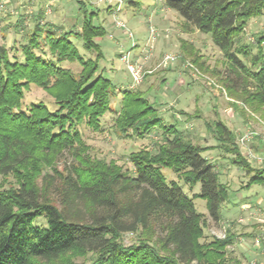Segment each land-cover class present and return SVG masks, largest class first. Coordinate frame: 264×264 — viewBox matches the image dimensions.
<instances>
[{"label": "trees", "instance_id": "1", "mask_svg": "<svg viewBox=\"0 0 264 264\" xmlns=\"http://www.w3.org/2000/svg\"><path fill=\"white\" fill-rule=\"evenodd\" d=\"M78 1L84 13L79 31L40 23L39 11L20 46V60L0 43V174H13L17 182L15 188L0 191V264H73L74 258L87 254V264H228L226 248L232 235L201 242V213L192 199H204L209 217L218 221L228 198L227 185L201 155L206 148L192 143L174 125H165L158 107L138 89L124 90L118 108L112 107L113 84L98 72L103 54L96 39L105 31L93 23L94 11L88 13ZM163 3L185 25L211 34L243 78V90L231 94L253 112L262 110L264 36L256 38V53H250L241 37L250 18L264 16V0ZM75 41L94 57L82 56ZM196 50L190 55L198 64ZM64 61L77 63L80 70L72 72L62 66ZM29 85L47 92L56 108L51 111L40 101L23 108V91ZM107 112L115 114L114 128L121 134L144 137L161 130L154 151L140 148L129 153L131 171L85 153L80 128L100 130V118ZM213 132L220 146L233 154L232 163L250 174L247 186L264 185V168H252L233 132L221 121L214 123ZM63 151L72 160L57 170L55 159ZM164 168L190 185L200 183L199 193L190 198L174 180L168 183ZM41 174L43 188L36 182ZM125 233L135 234V240L124 243Z\"/></svg>", "mask_w": 264, "mask_h": 264}, {"label": "rangeland", "instance_id": "2", "mask_svg": "<svg viewBox=\"0 0 264 264\" xmlns=\"http://www.w3.org/2000/svg\"><path fill=\"white\" fill-rule=\"evenodd\" d=\"M80 1L84 2L88 13L94 11L93 23L101 25L105 31L96 39L103 54L98 61V72L113 84L112 107L118 108L124 90H140L158 107L165 125H174L192 143L206 148L201 155L214 165L218 180L227 185L228 198L221 204L220 219L215 221L207 213L205 200L199 196L192 198L199 193L200 183L190 185L170 169H162L166 181L174 180L193 199L196 212L201 213L203 236L200 241L232 235V243L226 248L228 264H264V185L247 186L250 174L232 163L233 154L223 149L225 145L220 146L213 132L214 123L221 121L233 132L237 146L252 168H264V150L260 149L262 144L264 146V107L253 112L231 94L234 91L240 94L243 90L240 72L225 60L210 33L185 25L175 10L165 7L163 0H121L119 10L115 9L116 0ZM80 7L78 0H0V43L20 60V46L37 21L35 16L39 11L43 15L40 23L49 22L64 30L79 31L84 15ZM19 19L21 22L16 28L14 25ZM118 22L124 26H118ZM260 35L264 36L262 15L248 20L241 37V42L250 46V53L257 52L256 38ZM75 43L82 56L94 57L95 53L84 50L80 41ZM260 48L264 54V41ZM192 50L200 55L198 64L191 60ZM123 56H127V60ZM139 56L141 59L137 60ZM166 56L173 60H164ZM240 57L245 61L242 55ZM127 63L141 68L138 80L132 79ZM61 64L74 73L80 70L75 62ZM38 101L51 111L56 108L47 92L29 85L23 91L22 107ZM114 118L113 112L105 113L100 118L98 131L85 125L80 128L85 153L93 160L113 162L131 171L129 153L140 148L154 151L161 140V130L154 129L144 137L129 132L121 134L114 128ZM71 160L70 153L63 151L55 159L56 169L62 170ZM45 171L56 176L49 168ZM42 174L36 181L41 188L44 185ZM16 186L13 174H0V191ZM37 221L40 225L45 223L43 218ZM135 238V234H123L126 244ZM89 258L88 254L78 256L73 264H87Z\"/></svg>", "mask_w": 264, "mask_h": 264}, {"label": "built area", "instance_id": "3", "mask_svg": "<svg viewBox=\"0 0 264 264\" xmlns=\"http://www.w3.org/2000/svg\"><path fill=\"white\" fill-rule=\"evenodd\" d=\"M114 2H115V7H116L115 9L119 10L122 1L121 0H116ZM117 24H118V26H124L123 24H121L119 22ZM123 58L127 60V56H123ZM168 58H169V60H171V59L173 60V58L170 57V56H166L164 60H168ZM127 68H128V70H129V72L131 74V77H132V79L134 81L138 80L139 77H141V72H142L141 68L140 69H136V67H135V65L133 63H127ZM256 241H258V240H256Z\"/></svg>", "mask_w": 264, "mask_h": 264}, {"label": "crops", "instance_id": "4", "mask_svg": "<svg viewBox=\"0 0 264 264\" xmlns=\"http://www.w3.org/2000/svg\"><path fill=\"white\" fill-rule=\"evenodd\" d=\"M140 59H141L140 56H139V58L137 57V60H140ZM262 145L260 146V149H263L264 150V146H262Z\"/></svg>", "mask_w": 264, "mask_h": 264}]
</instances>
